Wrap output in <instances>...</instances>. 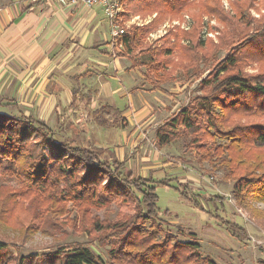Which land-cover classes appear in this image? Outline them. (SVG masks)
<instances>
[{"label":"trees","instance_id":"trees-1","mask_svg":"<svg viewBox=\"0 0 264 264\" xmlns=\"http://www.w3.org/2000/svg\"><path fill=\"white\" fill-rule=\"evenodd\" d=\"M119 2L124 7L125 19L126 15L151 18L143 26L123 27V34L116 39L120 46L116 56L127 58L132 68L144 67L152 90L174 82L177 75L199 79L203 68L213 63L216 49L230 42L226 31L219 33L217 45L211 37H203L204 31L212 34L213 19L223 27L229 21V13L222 9L220 0ZM242 2H231L238 21L242 20V8L250 5L249 0ZM166 22L179 24L147 43L150 35ZM246 39L245 49L251 52L235 50L218 63L214 73L209 71L201 81L198 94L157 129L156 140L161 146L180 140L185 151L194 149L197 163H208L211 171H221L222 180L232 184L237 207L249 213L253 220L264 222V210L256 207L264 206V74L248 75L239 66L243 55L251 54L248 59L256 57L264 63L261 44L264 37ZM0 160L5 164L0 163L3 172L23 186L55 188L59 185L55 184L57 179H63L77 201L90 188L94 189V198L87 201L95 206L105 202L102 191L115 195L120 204H125L123 222L97 225L95 230L115 234L119 241H124L123 245L126 243L125 248L135 251L128 258L132 261L126 264H215L210 257L200 254L196 240H175L160 226L156 204L157 185L161 182L126 172L125 161H118L109 151L99 155L96 148L62 142L43 122L0 113ZM192 201L199 205V200L192 198ZM212 202L222 203L217 199ZM58 249L61 264H98L86 248ZM4 250L6 244L0 242V253Z\"/></svg>","mask_w":264,"mask_h":264},{"label":"rangeland","instance_id":"rangeland-1","mask_svg":"<svg viewBox=\"0 0 264 264\" xmlns=\"http://www.w3.org/2000/svg\"><path fill=\"white\" fill-rule=\"evenodd\" d=\"M237 1L244 3L243 0ZM249 1V7L242 8V20L238 21L231 2L220 0L222 9L229 13V21L223 27L213 19L212 34L207 35L204 31L203 37H211L209 39L217 45L219 33L226 31L230 34V42L226 47L216 49L213 63L203 68V75L199 79H187L178 75L174 82L162 86L161 91L152 90L146 79L139 81L140 89L145 92L139 94L140 98L136 94L133 97L137 106L141 101L145 102L144 114L140 115L142 112L136 109L132 118L134 120V117L140 115L137 122L130 123L129 119H125V125L116 119L117 125L123 124L122 129L127 131L112 128L101 135L98 127H92L83 138L72 136L77 144L83 143L92 149L96 148L99 155L102 152V156L120 146L123 149L120 156L127 160L126 168L134 170L137 167L136 177L142 178L144 169L140 168L143 163L145 179L152 178L166 184L157 185L156 206L160 213V226L167 234L174 236L175 240H196L200 245V254L210 257L215 264H264V222L253 220L249 213L237 207L231 193L232 184L222 180L221 171H211L208 163H197L196 151H185L180 140L171 141L164 146L158 145L156 131L186 107L198 94L201 81L209 71L213 70L214 73L218 63L226 56L234 54L235 50H241L245 54L251 52L245 49L247 37H264L262 0ZM149 19L150 17L146 21H150ZM178 24L164 23L150 35L147 43H152L163 36L170 26ZM261 44L264 48V40ZM113 53H116L115 48ZM243 56L239 66L244 73L264 74L263 62L256 57L248 59L252 54ZM142 69L146 76V69ZM78 90L87 96H94L86 88ZM93 110L94 108L83 112L86 122L91 121L92 113L102 118L108 116L107 120L119 115L115 110ZM5 115L19 117L15 111ZM107 120L103 128L108 127ZM52 129L56 128L52 126ZM57 133L59 140L68 141L67 133L63 134L61 130ZM127 134H130V139H127ZM141 134L143 141L135 143L137 150L133 145ZM126 141L128 142L125 144ZM0 163L5 165L1 160ZM149 168L151 169L148 170ZM57 181L55 184L59 185L55 188H40L28 184L23 186L0 168V242L6 244V250L0 253V264H61L57 258L58 248L72 250L78 247L88 249L98 264H126L132 261L128 258L136 253L131 248H125L126 243L123 245L124 241H119L120 237L107 231L95 230L97 225L123 222L125 204H120L119 199L108 190L102 191L105 201L103 205L89 204L87 200H92L93 193L96 192L92 188L83 195L81 201H77L72 189L66 188L64 180ZM192 198L199 200V205L193 203ZM212 199L222 203L214 204ZM256 207L264 210L263 205ZM223 221L230 225L223 224ZM190 233L194 234L192 238Z\"/></svg>","mask_w":264,"mask_h":264},{"label":"crops","instance_id":"crops-1","mask_svg":"<svg viewBox=\"0 0 264 264\" xmlns=\"http://www.w3.org/2000/svg\"><path fill=\"white\" fill-rule=\"evenodd\" d=\"M122 11L118 19L122 28L149 22L132 15L125 19ZM113 48L117 53L120 46L112 38L110 23L100 5L86 8L62 6L55 0H0L1 113L15 111L51 129L54 126L56 129L52 130L67 133V140L74 144L77 143L73 135L82 137L92 127L105 134L112 128H124L125 119L137 122L144 114L145 102L137 106L133 94L140 98L139 94L145 92L139 81L147 80V76L144 67L132 68L127 58L112 54ZM82 87L94 96L83 94L78 90ZM92 108L115 110L119 115L107 120L108 116L102 118L92 113L91 121L86 122L83 112ZM136 109L142 113L133 120ZM116 119L123 124L117 125ZM106 120L109 125L103 128ZM142 136L134 141L136 149L135 143L143 141ZM122 151L119 146L109 150V154L125 161V171L136 177L137 167L126 168L127 160L120 156Z\"/></svg>","mask_w":264,"mask_h":264},{"label":"built area","instance_id":"built-area-1","mask_svg":"<svg viewBox=\"0 0 264 264\" xmlns=\"http://www.w3.org/2000/svg\"><path fill=\"white\" fill-rule=\"evenodd\" d=\"M62 6H82L91 8L100 5L103 12L110 23V31L113 40H116L123 34V28L118 24L119 15L123 12V8L119 0H55Z\"/></svg>","mask_w":264,"mask_h":264}]
</instances>
